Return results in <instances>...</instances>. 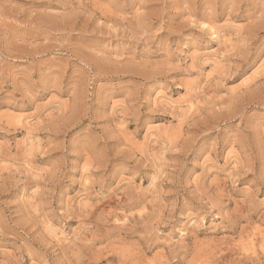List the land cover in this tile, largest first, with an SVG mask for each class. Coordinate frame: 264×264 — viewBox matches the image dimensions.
I'll use <instances>...</instances> for the list:
<instances>
[{
	"label": "rangeland",
	"instance_id": "374dc122",
	"mask_svg": "<svg viewBox=\"0 0 264 264\" xmlns=\"http://www.w3.org/2000/svg\"><path fill=\"white\" fill-rule=\"evenodd\" d=\"M0 264H264V0H0Z\"/></svg>",
	"mask_w": 264,
	"mask_h": 264
}]
</instances>
